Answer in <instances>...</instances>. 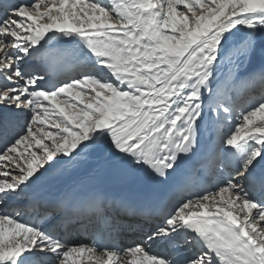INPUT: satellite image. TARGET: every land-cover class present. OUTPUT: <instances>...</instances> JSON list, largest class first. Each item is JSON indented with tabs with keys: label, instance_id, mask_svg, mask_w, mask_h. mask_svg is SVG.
I'll return each mask as SVG.
<instances>
[{
	"label": "snow or ice",
	"instance_id": "obj_1",
	"mask_svg": "<svg viewBox=\"0 0 264 264\" xmlns=\"http://www.w3.org/2000/svg\"><path fill=\"white\" fill-rule=\"evenodd\" d=\"M85 257L264 264V0H0V264Z\"/></svg>",
	"mask_w": 264,
	"mask_h": 264
},
{
	"label": "bare ground",
	"instance_id": "obj_2",
	"mask_svg": "<svg viewBox=\"0 0 264 264\" xmlns=\"http://www.w3.org/2000/svg\"><path fill=\"white\" fill-rule=\"evenodd\" d=\"M109 185H112V186H114L115 184H109ZM115 186H117V187H120L119 185H115ZM131 232H127V233H125V234H123V235H128V234H130ZM122 235V236H123ZM122 238V237H121ZM133 242V241H132ZM132 242H127L128 244H131ZM77 264H80V261H77ZM83 264H96V259L95 258H92V259H88V257H85L84 258V261H83Z\"/></svg>",
	"mask_w": 264,
	"mask_h": 264
}]
</instances>
